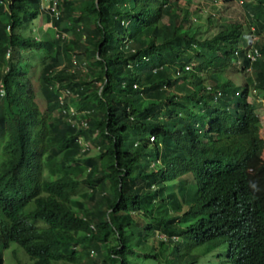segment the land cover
Wrapping results in <instances>:
<instances>
[{
	"label": "trees",
	"instance_id": "trees-1",
	"mask_svg": "<svg viewBox=\"0 0 264 264\" xmlns=\"http://www.w3.org/2000/svg\"><path fill=\"white\" fill-rule=\"evenodd\" d=\"M233 2L243 20L216 17ZM42 3L0 0V262L16 243L32 264H264V163L244 162L263 147L246 97L264 100V0ZM40 15L54 34L19 30Z\"/></svg>",
	"mask_w": 264,
	"mask_h": 264
},
{
	"label": "rangeland",
	"instance_id": "rangeland-1",
	"mask_svg": "<svg viewBox=\"0 0 264 264\" xmlns=\"http://www.w3.org/2000/svg\"><path fill=\"white\" fill-rule=\"evenodd\" d=\"M217 3L222 8V6H221L222 4H220L221 0H217ZM48 4L49 3L46 0H43L42 6L44 8H47ZM204 7H205L204 8L205 10H208L205 2H204ZM221 15H223V16L229 15L231 17L241 18V20H243L242 19L243 13H242L241 9L239 8V6H237V3H234V2L231 4V6L230 5L227 7L223 6L222 9H219L218 13L216 14V17L219 18ZM205 16H206V13H204L203 17H205ZM202 22H205V19H203ZM19 30H21L25 35L30 34V33H35V35L37 37H39L40 35L41 36L42 35L49 36V34L55 33L54 27L50 24V22L47 19H45L44 16H41V15L38 16L36 19H34L32 22L21 26V28ZM215 31H216V29L212 26L211 32H209V33H214ZM40 55H41V53L35 49H31V50L19 53V56L20 57L22 56V60H26V62L29 63V68H28L29 77H30L32 86L35 89V91L38 88L37 75H38L39 66H40ZM240 69H241L240 64L239 65H233L232 68L224 70L223 73L228 79L237 83L236 85H238V84L243 85L248 79L249 80L252 79L253 74L250 71L241 72V71H239ZM257 98L258 99H254L251 95H249V100L251 102H254L255 105L258 106L260 109V113H261V117H262L261 120H262L263 126H264V104L261 102L259 96ZM35 100L39 104L40 109L43 110L44 109V101L42 100L40 95H37ZM263 136H264V134H263ZM262 156L264 158V150H263ZM46 172H47V168L44 170V173H46ZM83 174H84V172H83ZM76 198L78 200H80L79 197H76ZM205 246H206V244L199 246L198 247V250H199L198 253L202 254V251H203L202 248H204ZM200 249H202V250L200 251ZM212 253L215 254V251L210 252V255H213ZM208 258L209 257H207V258L203 257V260L200 263H202V264H209V263L215 264L213 259L210 260V258H209V260H208ZM2 264H30V260L27 258L24 251L16 243H12V244H10V246L8 248L5 249V251L3 253ZM136 264H156V263L152 262L151 260H140Z\"/></svg>",
	"mask_w": 264,
	"mask_h": 264
},
{
	"label": "clouds",
	"instance_id": "clouds-1",
	"mask_svg": "<svg viewBox=\"0 0 264 264\" xmlns=\"http://www.w3.org/2000/svg\"><path fill=\"white\" fill-rule=\"evenodd\" d=\"M235 1V0H234ZM240 2H241V0H238V3L240 4ZM253 30V27H251L250 28V31L245 35L247 38H253V42H255L256 40H258V38L255 36V34H252V31ZM248 48V47H247ZM240 64V66H241V63H240V61L239 60H236L235 62H234V64L233 65H239ZM246 71H250L251 72V70L248 68V69H246ZM242 72V71H241ZM232 81V80H231ZM233 82V81H232ZM234 84H235V86H237V87H240V86H244L245 84H246V82L243 84V85H240V84H238V85H236L237 83H235V82H233ZM220 91V90H219ZM217 92V95L215 96V99L217 98H222V96H223V91H220V92ZM238 94H239V92L238 91H236L235 93H234V96L235 97H237L238 96ZM249 92H248V94H247V100L248 101H250L249 100ZM258 97V96H257ZM254 98V99H258V98ZM259 97H260V100H261V102L264 104V100L262 99V97L259 95ZM251 102V101H250ZM251 103H254V102H251ZM256 112H257V114H258V122L256 123V128H257V133H258V136H259V140H261L262 142H263V147H262V152H261V154H260V156H259V158H258V160L256 161V163H255V161L254 160H248V159H244V162H245V164H246V168H247V172H249V173H254V171L257 169V167L259 166V160H260V162H262V163H264V158H263V156H262V153H263V150H264V136H263V134H264V126H263V122H262V117H261V113H260V109H259V107L258 106H256ZM256 164V165H255ZM252 240L251 239H247L246 240V242L244 243V245H243V247H242V251H252L253 250V246H252ZM22 249V248H21ZM23 250V249H22ZM4 251H5V249L3 250V252H2V258H1V262H0V264H2V260H3V253H4ZM13 252V251H12ZM25 253V252H24ZM27 256V255H26ZM27 258L29 259V257L27 256ZM30 260V259H29ZM214 260V262H215V264H219V262H218V260L217 259H213ZM30 264H32V261L30 260ZM209 264H212V263H209Z\"/></svg>",
	"mask_w": 264,
	"mask_h": 264
},
{
	"label": "built area",
	"instance_id": "built-area-1",
	"mask_svg": "<svg viewBox=\"0 0 264 264\" xmlns=\"http://www.w3.org/2000/svg\"><path fill=\"white\" fill-rule=\"evenodd\" d=\"M49 4L47 5V8L46 9H48V10H50V11H52L53 13L55 12V15H57V11H55V9H54V4L57 2V0H46ZM248 41L250 42V43H252L253 42V38H248ZM246 55L251 59V60H254L259 54H258V52H251V51H248L247 53H246ZM74 64H76L75 62H74ZM71 113L73 114L74 113V110L73 109H71ZM83 123V122H82Z\"/></svg>",
	"mask_w": 264,
	"mask_h": 264
}]
</instances>
